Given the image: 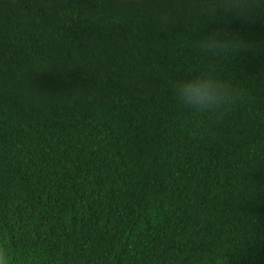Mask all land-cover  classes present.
<instances>
[{"label":"trees","instance_id":"1","mask_svg":"<svg viewBox=\"0 0 264 264\" xmlns=\"http://www.w3.org/2000/svg\"><path fill=\"white\" fill-rule=\"evenodd\" d=\"M0 0V242L11 264H264V5ZM243 36L223 56L201 35ZM236 100L171 83L209 67Z\"/></svg>","mask_w":264,"mask_h":264},{"label":"clouds","instance_id":"2","mask_svg":"<svg viewBox=\"0 0 264 264\" xmlns=\"http://www.w3.org/2000/svg\"><path fill=\"white\" fill-rule=\"evenodd\" d=\"M259 4L264 5V0H259ZM210 15L214 19L222 16L225 21L237 15L242 19L254 17L251 7L241 0H217L210 9ZM242 40L243 36L217 27L201 35L197 46L202 53L219 57L235 51ZM171 90L178 105L198 115L218 113L233 104L237 96L234 86L211 66L174 79ZM0 264H11L9 250L3 242H0Z\"/></svg>","mask_w":264,"mask_h":264}]
</instances>
